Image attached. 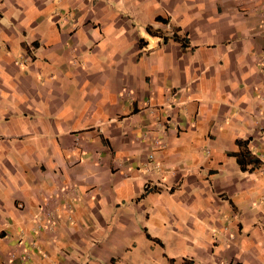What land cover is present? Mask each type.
Returning <instances> with one entry per match:
<instances>
[{
  "label": "crops",
  "instance_id": "crops-1",
  "mask_svg": "<svg viewBox=\"0 0 264 264\" xmlns=\"http://www.w3.org/2000/svg\"><path fill=\"white\" fill-rule=\"evenodd\" d=\"M107 263L264 264V0H0V264Z\"/></svg>",
  "mask_w": 264,
  "mask_h": 264
},
{
  "label": "trees",
  "instance_id": "trees-1",
  "mask_svg": "<svg viewBox=\"0 0 264 264\" xmlns=\"http://www.w3.org/2000/svg\"><path fill=\"white\" fill-rule=\"evenodd\" d=\"M159 20V18H157ZM165 23V21H163ZM148 33L150 35L155 36V33H152L149 31L148 28H146ZM175 36V35H174ZM172 36V38L175 39V37ZM248 139L245 140H236L235 141V146L237 147V151L233 153H229V156L234 157L236 164L238 165L239 169L242 172H249L252 171L255 168H258L260 165V162L257 158H255L248 150L247 144H248Z\"/></svg>",
  "mask_w": 264,
  "mask_h": 264
},
{
  "label": "rangeland",
  "instance_id": "rangeland-1",
  "mask_svg": "<svg viewBox=\"0 0 264 264\" xmlns=\"http://www.w3.org/2000/svg\"><path fill=\"white\" fill-rule=\"evenodd\" d=\"M260 20H261V19H260ZM221 141H222V140H221ZM204 154H205V152H204ZM202 155H203V153H202ZM198 157H199V156H198ZM207 159H208V158H206L205 161H206ZM199 160L201 161V160H202V157H201V158L199 157ZM228 235H229V234H228ZM225 236H226V233L223 235V238H226ZM137 250H144V248H142V249L138 248V249H136L135 251H137ZM168 250H172V249H168ZM173 250H175V249H173ZM182 251H185V249H184V250H178L177 252H182ZM133 254H134V253H133ZM104 255L106 256V254H104ZM126 255H128V253H125V254H124V256H126ZM124 256H123V257H124ZM107 264H110V263H107Z\"/></svg>",
  "mask_w": 264,
  "mask_h": 264
}]
</instances>
